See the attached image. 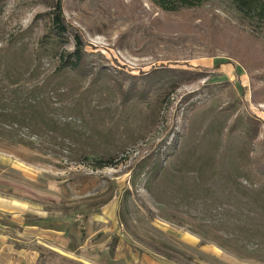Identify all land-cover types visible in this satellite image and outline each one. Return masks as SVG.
<instances>
[{"label":"rangeland","instance_id":"374dc122","mask_svg":"<svg viewBox=\"0 0 264 264\" xmlns=\"http://www.w3.org/2000/svg\"><path fill=\"white\" fill-rule=\"evenodd\" d=\"M63 7L111 76L56 71L55 54L39 42L47 21L39 13L48 8L0 0V105L34 123L31 131L0 126L1 213L14 212L13 200L33 202L46 216L47 244L70 238L68 255L83 263L264 264V248L238 240L237 220L252 206L264 216V184L243 151L250 119L264 148V26L231 0L180 12L150 0H63ZM121 69L149 73L148 95L141 77L138 96L124 94ZM202 71L221 77L189 78ZM169 132V141L180 135L179 147L147 184L139 161ZM111 158V166L94 164Z\"/></svg>","mask_w":264,"mask_h":264},{"label":"trees","instance_id":"16d2710c","mask_svg":"<svg viewBox=\"0 0 264 264\" xmlns=\"http://www.w3.org/2000/svg\"><path fill=\"white\" fill-rule=\"evenodd\" d=\"M48 10L39 13V16L45 17L46 30L41 35L39 42L43 48L50 50L56 56L55 70L58 72L70 71L78 76L89 78L92 80H99L105 76H111L105 67L108 62L105 56L100 52H93L87 49V41L81 30L67 20L64 13L63 0H41ZM158 8L166 12H180L189 9H196L206 4L208 0H150ZM234 8L249 22L255 23L260 26H264V0H231ZM247 65V64H246ZM219 67V64L214 66ZM158 70V69H156ZM176 72V69H172ZM171 71V72H172ZM182 72L181 82L187 80L186 71ZM195 80L199 78L208 77L207 83H211L213 78L221 77L218 72H196L192 73ZM189 73V74H190ZM209 73V75H208ZM120 76L125 82V92H128L130 96H138L136 94V87H134V80L147 79L143 89L145 95H148L152 85V79L146 77L149 73H142V75H132L127 71L121 69ZM164 77V75H161ZM161 77V78H162ZM171 75L166 73V78H170ZM214 83V82H212ZM127 84V85H126ZM171 86V90L175 89L179 83L175 80L168 83ZM122 92V85L118 87ZM139 97H142L140 95ZM36 103L38 97L31 98ZM7 111V113L5 112ZM4 113L9 114L10 118L0 121V126H15L26 128L31 131L33 128V121L26 116L16 117V112L13 108H9L8 104L0 105V118L4 116ZM258 120L245 121L247 124V136L250 139L249 148L244 151L247 165L250 167L256 178L264 184V148L263 142H255L258 137ZM239 118L237 117L232 124H230L228 132L234 130L237 126ZM171 132V131H170ZM169 134L167 133L165 138L151 146L147 155L139 161V170L141 173L146 174V182H155L162 174L166 161L175 153L179 147L180 135L173 137L169 141ZM169 148V150H167ZM95 166L103 168L105 166H111L115 164V159H97L94 161ZM243 216H245L243 218ZM242 217V218H241ZM241 220H238L240 224V237L238 240L242 245L255 246L258 248H264V216L261 215L260 209L252 206L248 210H243L240 214ZM115 241H110L107 246L114 247ZM113 245V246H112ZM37 264H85L81 261L62 255L61 253L48 250L43 251L37 259Z\"/></svg>","mask_w":264,"mask_h":264},{"label":"crops","instance_id":"0c3cea01","mask_svg":"<svg viewBox=\"0 0 264 264\" xmlns=\"http://www.w3.org/2000/svg\"><path fill=\"white\" fill-rule=\"evenodd\" d=\"M11 202L16 204L14 212L6 215L2 214L0 210V221L6 219L12 222V224L3 227L0 222V264H37V259L41 254L40 245L48 246L52 250L70 256L68 255V252L71 253L69 250L70 238L61 239L62 236L56 235L53 239L57 245L47 244L48 236H43V233L46 232L43 229L46 216L34 209L36 206L33 202L29 200H13ZM70 257L80 260L74 256ZM85 264L90 263L85 262Z\"/></svg>","mask_w":264,"mask_h":264}]
</instances>
